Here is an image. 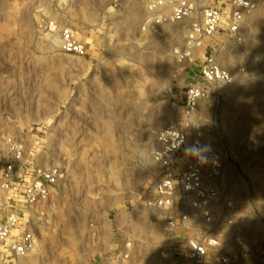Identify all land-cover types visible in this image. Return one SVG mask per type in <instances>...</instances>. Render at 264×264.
Returning <instances> with one entry per match:
<instances>
[{"label": "rangeland", "instance_id": "rangeland-1", "mask_svg": "<svg viewBox=\"0 0 264 264\" xmlns=\"http://www.w3.org/2000/svg\"><path fill=\"white\" fill-rule=\"evenodd\" d=\"M153 1L0 0V170L14 142L27 160L65 171L35 223L41 257L20 264H77L79 225L157 178L151 151L171 122L223 151L219 188L232 223L221 217L219 230L246 241L237 264H264V0L241 43L219 41L215 59L234 82L211 86L190 119L181 99L204 48L188 50L177 24L149 25ZM50 22L70 28L85 55L62 52ZM185 50L190 61H179Z\"/></svg>", "mask_w": 264, "mask_h": 264}, {"label": "built area", "instance_id": "built-area-1", "mask_svg": "<svg viewBox=\"0 0 264 264\" xmlns=\"http://www.w3.org/2000/svg\"><path fill=\"white\" fill-rule=\"evenodd\" d=\"M257 5L255 0H154L148 7L157 11L149 25L177 24L186 33L188 50L204 48V59L182 94L186 119L192 118L211 86L234 82L215 54L220 39H245V20ZM49 29L58 32L62 52L85 55L84 43L70 28L50 22ZM188 50L175 52L179 61L190 56ZM197 130L188 133L171 122L157 133L151 151L157 178L133 199L79 225L78 241H73L77 264H237L238 257H247L246 241L226 239L219 230L221 217L223 224L232 223V204L222 200L219 188L225 155ZM9 149L10 159L0 170V264H20L41 257L35 223L65 171L56 164L27 160L22 146L14 142Z\"/></svg>", "mask_w": 264, "mask_h": 264}, {"label": "crops", "instance_id": "crops-1", "mask_svg": "<svg viewBox=\"0 0 264 264\" xmlns=\"http://www.w3.org/2000/svg\"><path fill=\"white\" fill-rule=\"evenodd\" d=\"M40 260V259H39Z\"/></svg>", "mask_w": 264, "mask_h": 264}]
</instances>
